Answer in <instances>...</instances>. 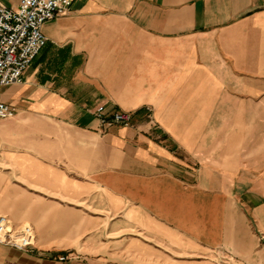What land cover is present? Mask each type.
I'll list each match as a JSON object with an SVG mask.
<instances>
[{"label": "crops", "instance_id": "0c3cea01", "mask_svg": "<svg viewBox=\"0 0 264 264\" xmlns=\"http://www.w3.org/2000/svg\"><path fill=\"white\" fill-rule=\"evenodd\" d=\"M42 32L1 94L0 215L104 187L120 240L87 263L264 264V0H71ZM99 106L132 124L101 127ZM61 250L0 244V264L81 263Z\"/></svg>", "mask_w": 264, "mask_h": 264}, {"label": "built area", "instance_id": "2783aa9c", "mask_svg": "<svg viewBox=\"0 0 264 264\" xmlns=\"http://www.w3.org/2000/svg\"><path fill=\"white\" fill-rule=\"evenodd\" d=\"M70 6L71 0H21L16 8L0 2V120L15 115V109L2 101V90L23 81L24 72L46 44L43 25L66 14ZM94 116L103 128L132 124L130 113H108L103 106L97 107ZM34 243L32 226L16 227L8 218L0 216L1 245L29 253L34 250Z\"/></svg>", "mask_w": 264, "mask_h": 264}, {"label": "rangeland", "instance_id": "374dc122", "mask_svg": "<svg viewBox=\"0 0 264 264\" xmlns=\"http://www.w3.org/2000/svg\"><path fill=\"white\" fill-rule=\"evenodd\" d=\"M61 210L64 211L62 212ZM12 213L17 218H24L20 224H15L8 215L1 214L0 216L10 219L11 223L16 227L24 224L32 226L35 233L34 247L37 245L38 240L41 239L49 241V243H57L65 251H54L50 252L51 254L56 257L67 258L68 261L81 262L71 264H90L87 262L96 258V256L106 257L107 252L113 250L112 245H115L120 240H115L118 237H114L108 231L112 228L113 223L121 220L122 205L111 202L104 187H99L87 203L69 205L51 203L48 208L39 204L29 205L22 203L15 205ZM34 223L39 225L44 236H38ZM131 234L130 238L139 237L147 243L153 244V240L139 234L136 230ZM168 248L169 245L164 242L162 245L163 252L174 255L176 258V254L169 252ZM192 258L196 261L202 259V257Z\"/></svg>", "mask_w": 264, "mask_h": 264}]
</instances>
